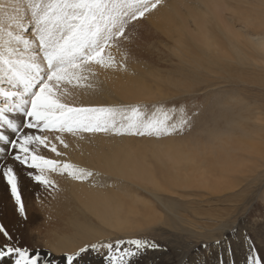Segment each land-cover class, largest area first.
Returning <instances> with one entry per match:
<instances>
[{
	"label": "bare ground",
	"instance_id": "1",
	"mask_svg": "<svg viewBox=\"0 0 264 264\" xmlns=\"http://www.w3.org/2000/svg\"><path fill=\"white\" fill-rule=\"evenodd\" d=\"M183 1L175 0L170 3L175 14L178 12L177 4ZM195 1L196 3L185 7V15L180 17L182 24L189 20L188 27L193 28L195 25L196 29L204 31L206 40L204 47H197L199 49L195 56L197 68L192 67L188 78L198 77L199 66L203 68L200 70H205L206 65L217 64L221 65L229 79L232 77L235 79L234 82L252 83L244 74L246 75L249 71L257 73L256 71L264 70V0H238V3H234V0ZM207 1L212 2V7L217 6L223 11L227 9L229 11L224 21L218 20L221 25L217 24L216 31L209 30L208 25L197 16L209 10ZM0 2L7 5L6 10L10 17L24 22V31H27L26 24L30 21V5L33 0L21 2L20 0H0ZM241 2L244 6L251 7L243 8L239 5L242 4ZM214 11L216 15L221 12L215 7ZM165 14L171 15L166 12ZM4 22L6 25L9 23L7 20ZM181 36L182 32L178 31L174 38L177 42H184ZM204 61L206 63L202 64ZM246 66L250 67L246 68L249 69L247 72L243 68ZM127 80L129 82H123L120 79L114 87L116 94L119 95L117 99L120 101L132 99V81ZM99 85L102 86L101 93L99 90H92L78 103L89 104L90 101L114 103L109 99L111 96L109 91L112 92L114 88L112 86L107 88L110 84L104 82H100ZM141 91L147 93L144 88H141ZM258 99L260 98L255 99L252 104H247L250 102L245 103L244 99L240 98L236 100L233 108L223 109L221 111L223 116L216 123V125H222L219 131H203L194 136H185V142H177L166 147L165 142L151 141L156 143L155 149L143 146L145 140H142L140 151L143 153L139 152L137 158V153L133 152L131 144L138 143L122 135L107 133L104 136H93L91 138L93 142L85 147L82 145L78 147V141H76V148H73L74 154L62 153L57 160L70 162L84 169L85 173L91 172L89 181L79 183L66 178L61 179L56 181L57 190L44 189V195H40L41 198L35 196L37 182L31 180L26 175L27 169L17 163L14 168L18 173L27 219L21 217L16 211L17 206L9 186L0 178V224L12 232L20 246L39 248L45 254L51 253L50 258L55 261V264H64L62 253L72 252L86 243L115 241V237L119 235H138L155 229L158 223L154 222L160 221V216L153 212V204L147 203L129 191L120 195L114 193L113 190H125L123 186L128 185L127 183H139L135 185L150 193L163 207L168 203L165 195H175L176 191L182 192L181 195L184 196L195 195L193 191H197L198 188L214 196L232 191L238 186H242L241 189L245 191L248 188L244 187L258 181L260 173L264 172L262 169L264 167V124L260 122V117L257 115L264 108L259 104ZM12 118L18 123L21 120L17 113L13 114ZM5 131L12 136V132L6 129ZM46 133L48 131H44L42 135L48 137ZM72 139L75 141L78 137H72ZM0 147H4L3 142H0ZM159 148H163V152L167 155L178 154L166 160L159 155L160 151L157 150ZM146 151L151 152L153 159L147 164L142 159ZM9 157V153L5 152L2 158L11 163ZM100 175L108 177V189L98 187ZM144 183L153 186V190L157 187L164 196L148 190ZM167 209L172 210L171 216L176 218L169 223H161L162 226L158 229L164 232L170 231L167 228H172L175 233L188 232L195 236L213 239L220 236V229L228 230L230 226L223 219L195 222L177 214L169 207ZM223 214L229 215L228 211ZM223 214L217 215L216 218L220 219ZM38 218L41 220L38 227L33 226L32 224ZM122 239L126 240L130 237ZM105 251L89 252L77 264H106L103 259ZM148 251L147 249L146 252L142 251L131 257V264H150L154 254ZM144 258L146 260H143ZM164 258L166 264H171L170 255H165ZM177 264L183 263L178 261Z\"/></svg>",
	"mask_w": 264,
	"mask_h": 264
},
{
	"label": "rangeland",
	"instance_id": "2",
	"mask_svg": "<svg viewBox=\"0 0 264 264\" xmlns=\"http://www.w3.org/2000/svg\"><path fill=\"white\" fill-rule=\"evenodd\" d=\"M173 1L175 0H159L156 7L151 8V4L155 3V0H147L150 11L145 13L144 17L136 20L129 19V23L125 25L126 38L117 39L113 42L112 47L106 50L114 57L115 63L112 67H101L94 63L89 64L87 67L91 71L81 73L82 76L87 77L86 80L82 81L84 86H77L75 81L73 83L62 82L58 88H54V91L60 97L61 102L70 106L112 107L117 109L115 119L118 125L122 122L124 115L130 114L128 109L132 106H139L145 113H154L155 117L160 119L164 118V113L166 112L171 117L169 123L175 124L177 130L159 136L134 135L123 131L121 134H116L112 130L91 133L77 131L75 134L48 131L46 134L50 145L54 144L60 153L68 152L74 154L73 148H76V141H78V147L80 145L85 147V145L93 142L91 139L93 136H104L109 133V135H122L124 138H131L134 143H138L131 144L133 152L137 153V158L139 152L143 153L140 151V141L142 140H145L143 146L155 149L156 143L151 141L165 142L164 145L166 147L177 142H185V136H194V134L203 131L221 130L222 125H216L223 116L221 111L226 109V107L233 108L236 105V100H240V98H243L245 103L250 102L247 104H252L255 99L260 98L258 102L264 108V70L256 71L257 73H255L246 69L250 67H243L246 72L249 71L244 76L249 82L252 81V83L248 84L236 83L233 81L235 80L233 77L229 79L228 74L221 68V65L217 64H208L205 70H200L203 68L199 66L198 77L195 79L188 78L192 67L197 68V61L195 60V56L199 52L197 47L205 46L206 33L199 28L196 29L197 27L194 24V29L190 28L191 26L188 27L190 25L189 20L182 24L180 16L185 15V7L188 4L196 3L195 0L179 2L176 6L178 11L176 14L170 5ZM212 1L216 2L218 0ZM206 3L209 4V10L201 12L197 16L208 25L209 30L216 31L217 24H220L218 20L224 21L229 11L228 9L223 11L221 8L214 6L216 9L221 10L216 15L214 7L211 6L212 2L207 1ZM234 3H238V0H234ZM239 5L243 8L251 7L248 5L246 7L243 3ZM165 12L171 13V15H166ZM29 24L30 21L26 25ZM178 31L182 32L181 38L184 42H177L174 38L175 33ZM203 63H206V61ZM250 72L252 75L249 74ZM126 78L132 81L133 96L132 99L120 101L117 99L119 95L116 94L114 87L120 79L123 82H129ZM100 82L110 84L107 88L110 86L114 88L112 92L109 91L111 95L109 99L113 100L114 103H92L91 101L89 104L78 103L88 93L90 94L92 90H99L101 93L102 86L99 85ZM141 88H144L147 93H143ZM258 113L260 122L264 124V109ZM181 125H183L182 130H180ZM43 133L44 131L41 134ZM57 136L67 144V147H64L56 139ZM72 137H78V140L74 141ZM119 150L122 151L123 149ZM157 150L160 151L159 155L166 160L178 154L167 155L163 152V148ZM39 154L54 160L62 156H57L48 149H41ZM142 159L146 161V164L152 162L151 152L146 151L145 157ZM21 167L26 168L24 166ZM47 175L54 181L55 186L46 188L36 183V188H34L37 198H41L40 195H44V189L57 190L56 181L61 179L66 178L79 183L89 181V175L80 180L74 179L67 174L61 175L49 172ZM107 180V176L103 177L100 175L98 187L108 189L109 182ZM135 183H127L128 185L126 186L128 187L123 186L125 190L113 191L118 193V195L129 191L147 203L153 204L154 208L152 210L156 215L160 216V221L154 222L158 223L155 229L147 233L130 236L119 235L115 237V241L130 237V239L145 238L155 242L159 247L148 249L149 253L154 254L150 264H166L165 255H170L171 264H177L178 261L183 264H247L246 257L250 243L255 246L259 256H264V172L260 173L258 181H255L251 186L244 187L248 188L245 191L241 189L242 186L215 196L201 188L193 191L195 195L190 196L181 195L183 194L182 192L176 191L175 195H165L168 203L164 207L150 193L141 188L139 189ZM145 185L148 190L158 193L159 196H164L157 187L153 190V186ZM167 207L195 222L219 221L223 219L230 226L228 230L220 229V236L213 239L195 236L188 232L175 233L172 228H167L170 231L164 232L158 229V227L162 226L161 223H169L176 218L171 216L172 210L169 211ZM225 211H228L229 215H224ZM221 214L223 215L220 219L216 218L217 215ZM36 221L32 224L33 226H37L41 220L38 218ZM104 241L106 240L102 242ZM143 260H146V258Z\"/></svg>",
	"mask_w": 264,
	"mask_h": 264
},
{
	"label": "snow or ice",
	"instance_id": "3",
	"mask_svg": "<svg viewBox=\"0 0 264 264\" xmlns=\"http://www.w3.org/2000/svg\"><path fill=\"white\" fill-rule=\"evenodd\" d=\"M159 0L151 4L155 8ZM7 5L0 2V128L6 127L12 136L0 131V178L9 186L16 211L27 219L25 204L14 165L26 167V175L33 181L52 188L55 186L47 173H59L80 180L85 173L70 162H61L39 154L48 149L62 155L44 130L75 134L83 132H127L134 135H165L176 131L171 117L145 113L139 106L128 109L118 125L117 109L112 107H75L63 103L54 91L62 82L84 86L91 71L89 64L112 67L115 63L107 49L114 41L126 38L125 25L129 19L144 17L150 11L147 0H33L30 5V24L10 17ZM9 23L6 25L4 21ZM16 29V30H13ZM17 113L21 120L11 118ZM110 124V127H109ZM183 125H181L182 130ZM34 130V131H27ZM64 147L67 144L56 137ZM10 155L11 163L2 158ZM218 243V241H217ZM123 246V247H122ZM159 247L145 238L120 239L86 243L72 252H64V264H77L89 252L105 251L106 264H131L130 258L147 249ZM51 253L20 246L12 232L0 224V264H55ZM247 264H264L253 244H249Z\"/></svg>",
	"mask_w": 264,
	"mask_h": 264
}]
</instances>
